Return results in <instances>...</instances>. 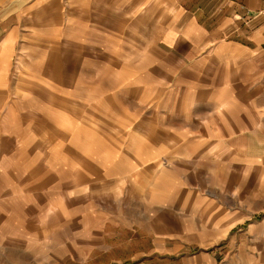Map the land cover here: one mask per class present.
Segmentation results:
<instances>
[{
    "label": "crops",
    "instance_id": "1",
    "mask_svg": "<svg viewBox=\"0 0 264 264\" xmlns=\"http://www.w3.org/2000/svg\"><path fill=\"white\" fill-rule=\"evenodd\" d=\"M212 119L233 158L264 163V0H0V123L42 145L26 205L80 212L89 234L62 264H213L123 213L150 212L130 192L177 199L167 158Z\"/></svg>",
    "mask_w": 264,
    "mask_h": 264
},
{
    "label": "rangeland",
    "instance_id": "2",
    "mask_svg": "<svg viewBox=\"0 0 264 264\" xmlns=\"http://www.w3.org/2000/svg\"><path fill=\"white\" fill-rule=\"evenodd\" d=\"M9 122L0 123V264H62L75 251L71 246L89 234L77 232L80 212H34L30 202L26 205L31 196L41 200V185L24 175L26 169L34 176L40 172L41 140L28 137L26 145L22 137L17 146L5 128ZM170 123L180 127L183 122ZM216 126L214 119L204 124L203 143L178 137L177 151L163 172L165 180L175 177L177 199L149 206L132 200L130 192L129 210L150 212H123L124 219L184 234L192 252L209 254L213 264H264V163L233 158ZM165 203L171 212H159Z\"/></svg>",
    "mask_w": 264,
    "mask_h": 264
}]
</instances>
